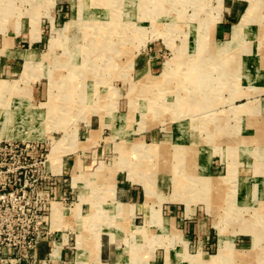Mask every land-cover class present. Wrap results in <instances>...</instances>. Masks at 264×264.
<instances>
[{
    "label": "rangeland",
    "instance_id": "1",
    "mask_svg": "<svg viewBox=\"0 0 264 264\" xmlns=\"http://www.w3.org/2000/svg\"><path fill=\"white\" fill-rule=\"evenodd\" d=\"M228 13L238 14L237 42L214 32ZM204 89L208 95H194ZM190 96L207 102L209 114L184 120ZM247 106L258 107L248 119L253 131L242 128ZM179 124L214 161H225L224 182L249 177L255 196L200 194L201 181L190 177L195 169L172 161ZM88 138L98 140L94 147ZM13 140L47 149L48 158L56 150L80 158L74 178L65 175L71 195L56 193L55 181L31 178L46 205L45 240L31 257L6 264H51L39 256L59 233L51 205L111 203L116 177L127 176L152 182L142 200L154 211L178 203L201 209L207 223L187 240L155 216L154 229L128 234L136 239L128 243L132 263L264 264V0H0V141ZM87 155H96L95 163L87 164ZM180 171L188 187L168 179ZM54 217L70 246L101 235L102 228L88 226L93 215ZM77 217L85 225L71 224ZM156 247L180 258L158 263Z\"/></svg>",
    "mask_w": 264,
    "mask_h": 264
},
{
    "label": "crops",
    "instance_id": "2",
    "mask_svg": "<svg viewBox=\"0 0 264 264\" xmlns=\"http://www.w3.org/2000/svg\"><path fill=\"white\" fill-rule=\"evenodd\" d=\"M237 15V13H228L223 15V17L219 21V24L214 28L215 34H221L224 36L232 33L234 36L233 41L237 42L240 36L239 32H236V30H238V28L240 27V25L236 24ZM248 60L249 59H244V64L247 63ZM248 76L251 77L252 73ZM257 76L260 78L262 77V74ZM203 79L204 77L200 78V80ZM250 81H253V79ZM202 94L208 95L209 91L207 89H204L194 92V95ZM198 98L201 97L198 96ZM192 99L194 100L192 101ZM204 99L206 100L207 98ZM200 102L201 100L196 101L193 96H190V102L187 108V112L184 113V120H187V118L191 120L195 119V117L189 116L202 115L204 113L209 114L208 103L205 102L202 106ZM257 108V106H247V112H243L244 118H246V124L243 125L242 128H245L246 126L247 130H255L254 127L249 126L248 119L250 121V118L255 115V111L257 110ZM210 111L212 112L215 110L213 109ZM234 113L235 116L239 115V110H236V112ZM172 130H176V136L173 137V139L177 143L173 146L180 148L179 151H175L176 153L171 154V156L174 155V160L172 161L174 162L176 167H183L184 165V169L187 167L195 169V173H193L194 175L191 174L190 177H193V179L195 180L201 181V184H199V186H201L203 192L200 190V194L205 192L206 194H212V196L220 195L223 196L221 200H224V194L232 196L236 193L239 196L245 195L248 199L253 198L252 196H255V186L253 187V185L248 182L249 177H245L248 180L243 179L240 182L238 179V184L234 182H228L229 180L224 182V180L229 179L224 176L225 167L223 166V164L225 161H214L212 159L213 155H208L207 150H205V144H203L202 142L197 143L195 141H192L189 138V128L185 127L183 124H179ZM240 130L243 131V129ZM93 134L91 136H93ZM91 140L93 139L88 138V141L85 142L87 147L92 146V144L95 146L98 141L95 140L93 142ZM228 144H231V142H228ZM225 146H227V144ZM82 151L84 152V154L90 152L89 150ZM93 151L97 152L99 151V149L97 148ZM51 153L52 150L50 151V154ZM182 153H185L183 159L180 158ZM167 154L170 155L169 153ZM95 157L96 155H87L85 157L87 164H90V162H92V164L95 163ZM79 158L80 155H74L69 158L66 155H60V152L58 150L54 152L53 158H51L49 155V159L47 161V170L54 176V185H57L56 193L61 195H69L70 193H74L73 186V191L65 189V175H70L73 177L74 173L76 172L75 169L78 165ZM184 169L181 168V171ZM181 171L178 174L175 172L174 176H170L168 177V179L171 181L175 178L176 181L174 182V186L178 188L188 187V185L185 184L184 181L179 180V178L183 176L181 175ZM231 172L233 171L231 170ZM185 173L186 174L184 175L188 174L187 172ZM116 180L117 181L115 184L114 198L111 200V203H104L103 205L94 208L89 206L87 210L85 209V207L79 205H74L75 208H69L65 206L67 205V203L62 202L53 203L51 205V209L49 211L50 224L51 227L57 230V232L59 233L56 236L57 240L50 241L47 239L48 241L46 242V244L41 248V250H39V256L41 259H47L50 256L51 261L49 263L51 264H138L132 263L133 256L131 255V249L128 247V243L135 242L136 239L133 241L132 238H129L128 234L130 235V233L134 232V235H136L137 233H135V231L137 232L139 231V228L143 227H151L154 229L156 226H158V224H153V221H155V216H161V218L163 217L160 223L164 228L165 225H168V227L171 229L172 227L178 229L187 240L195 238V233L199 235L201 234L202 229L206 228L207 223L203 219L204 216L201 209L195 208L194 210L188 212L187 209L183 210L181 204L179 205L178 203H174L170 206H166V211L163 213V209H157L156 211H154L151 207L145 205L142 200V195H144L145 197V194H150L152 192L151 187H149L152 182L150 184L149 182L143 184L139 179H132L128 176L127 178L116 177ZM220 180L223 181L220 182ZM213 182L217 184L216 189H213L209 186V183ZM261 192L262 191L260 190L259 194H261ZM228 201H232V199L229 198ZM55 204L57 205L59 211L54 210ZM62 205L64 206L63 208L61 207ZM63 211L64 213L70 212V216L73 218L77 215H83L84 213L88 214L89 216L93 215V218L89 220L88 226L102 228L100 237L93 241L87 240L89 244H81L80 242H82V240L76 238V245L70 246L68 243H66V235L63 234L60 230L59 221L57 222V220H55L56 218L54 217L55 215L56 217L61 218L63 216ZM166 213L169 216H167ZM84 221L85 220L83 217L82 219H79L77 217L75 220H72L71 224H75V226H83L85 225ZM143 241L144 240H142L141 242ZM203 242H205V240ZM90 247L92 248V250H90ZM155 249H157L155 251L157 252L155 259L158 260V263L160 261L167 263V260H170L172 256L174 258L176 257V259L180 258V254L175 256L171 250L160 251L157 247ZM50 251L52 252L51 254H49ZM159 258L162 260H159Z\"/></svg>",
    "mask_w": 264,
    "mask_h": 264
},
{
    "label": "built area",
    "instance_id": "3",
    "mask_svg": "<svg viewBox=\"0 0 264 264\" xmlns=\"http://www.w3.org/2000/svg\"><path fill=\"white\" fill-rule=\"evenodd\" d=\"M48 159L38 145L0 141V264L31 257L45 240L46 205L30 180L54 181Z\"/></svg>",
    "mask_w": 264,
    "mask_h": 264
},
{
    "label": "bare ground",
    "instance_id": "4",
    "mask_svg": "<svg viewBox=\"0 0 264 264\" xmlns=\"http://www.w3.org/2000/svg\"><path fill=\"white\" fill-rule=\"evenodd\" d=\"M247 111V108H246V110H245V112ZM218 129V128H217ZM222 131V130H221ZM222 138V137H221ZM218 139V138H217ZM247 140V139H246ZM104 169V168H103ZM99 170H101V169H99ZM100 178V177H99ZM213 185V184H212ZM55 207H56V205H55ZM55 209H58V207H56ZM54 209V210H55Z\"/></svg>",
    "mask_w": 264,
    "mask_h": 264
}]
</instances>
